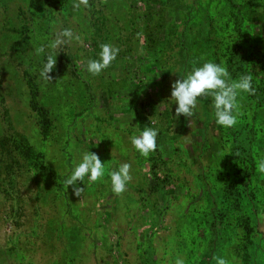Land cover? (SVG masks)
I'll list each match as a JSON object with an SVG mask.
<instances>
[{
  "label": "rangeland",
  "instance_id": "obj_1",
  "mask_svg": "<svg viewBox=\"0 0 264 264\" xmlns=\"http://www.w3.org/2000/svg\"><path fill=\"white\" fill-rule=\"evenodd\" d=\"M0 0V264H264V0ZM73 40L40 71L56 33ZM119 47L99 76L101 44ZM45 46V53L35 49ZM252 75L235 127L212 98L175 119L171 85L194 66ZM158 129L143 157L130 137ZM103 182L67 187L85 152ZM131 164L123 196L110 172Z\"/></svg>",
  "mask_w": 264,
  "mask_h": 264
},
{
  "label": "clouds",
  "instance_id": "obj_2",
  "mask_svg": "<svg viewBox=\"0 0 264 264\" xmlns=\"http://www.w3.org/2000/svg\"><path fill=\"white\" fill-rule=\"evenodd\" d=\"M101 4H107L108 0H99ZM83 6L90 8L89 0H73V10H78ZM73 40L82 43L81 37L71 29H63L56 33V38L47 47L51 49L47 53L46 63L40 71V77L45 82H52L53 77L49 75L57 64V50L71 43ZM100 59H91L87 63V71L93 76H99L108 69L112 62L116 60L121 49L112 44L100 45ZM37 55L45 53V46L35 49ZM252 75H241L238 80H233L224 62L217 64L206 62L202 66H194L192 70L180 79L172 83L171 99L178 104L175 109V119H179L181 114L191 121L196 115V109L201 99L212 98L215 122L225 128L235 127L239 122V117L243 115L238 97L241 93L255 95L256 89L252 85ZM158 129L149 127L140 135L130 137L131 144L145 158L157 150ZM131 164L122 163L118 170L110 172L112 192L116 196H123L128 191V184L133 180L131 175ZM257 171L264 174V159L257 163ZM105 174L104 163L100 157L93 152H85L82 161L78 163L70 178L66 180L67 187L72 186V191L76 197H81L85 188L80 187L78 182H84L85 177L89 183L103 182ZM213 259L216 264H229V261L221 256ZM175 264H185L183 258H177Z\"/></svg>",
  "mask_w": 264,
  "mask_h": 264
}]
</instances>
